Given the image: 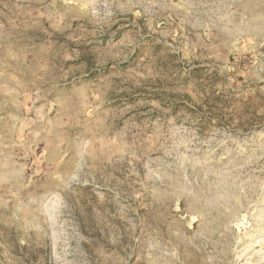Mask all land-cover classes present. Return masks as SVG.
Masks as SVG:
<instances>
[{
    "label": "rangeland",
    "instance_id": "374dc122",
    "mask_svg": "<svg viewBox=\"0 0 264 264\" xmlns=\"http://www.w3.org/2000/svg\"><path fill=\"white\" fill-rule=\"evenodd\" d=\"M0 264H264V0H0Z\"/></svg>",
    "mask_w": 264,
    "mask_h": 264
}]
</instances>
